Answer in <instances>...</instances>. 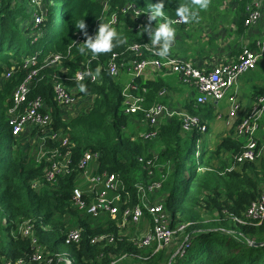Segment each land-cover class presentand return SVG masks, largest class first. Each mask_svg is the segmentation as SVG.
Returning a JSON list of instances; mask_svg holds the SVG:
<instances>
[{"label": "trees", "instance_id": "16d2710c", "mask_svg": "<svg viewBox=\"0 0 264 264\" xmlns=\"http://www.w3.org/2000/svg\"><path fill=\"white\" fill-rule=\"evenodd\" d=\"M226 1L209 0L208 7L198 9L197 16L204 15L206 10L217 12L214 24H235L236 34L242 37L248 31L244 25L248 0H232L236 8L223 12ZM157 2L110 0L109 11H120L128 4H135L149 12ZM41 4H45L44 9ZM180 5L195 6L191 0H165V17L179 18L176 9ZM36 14L44 18L38 26ZM102 15L101 0H41L40 7L33 0H0V264L28 261L36 247L33 239L48 259H53L52 264H66V259L72 264H264V246L249 244V241L264 242V223L248 227L232 220L243 217L264 193V155L256 162L235 164L234 157L241 153L244 142L235 136L234 129L226 136L205 141L208 132H186L181 119L173 117L160 123L157 138L145 141L141 134L148 128L142 123L143 113H124L123 75L112 77L105 71L99 84L84 83L87 88L81 95L90 97L82 106L85 111L63 120L61 110L54 103L53 81L61 79L66 84H74L70 79L93 56L87 52L81 54L78 46L71 54L67 52L78 34H96ZM82 20L86 25L84 30L76 27ZM158 23L159 20L153 21L154 25ZM118 34L126 43L96 56L101 64L106 65L116 53L124 55L129 62V46L132 42H143L142 37L147 33L125 28ZM249 46L255 49V40ZM240 52L239 49L236 56ZM56 54L66 56L62 65L67 74L40 69L47 57ZM34 56L40 71L30 98L41 96L46 101L53 117L52 130L61 133V138L46 140V151L55 148L65 151L61 147L64 138L69 140L68 148L72 151L71 174L58 177L54 183L46 180L50 165L47 159L39 161L35 150L22 149L18 140L24 135L15 138L8 123L13 94L28 73L22 66ZM11 70L13 76L6 79ZM136 84L146 109L164 104L167 96L161 98L160 93L170 90L169 81L158 77L153 81L137 79ZM188 105L187 113L199 117L215 107L214 104L198 106L195 98ZM7 125L8 136L4 132ZM156 141L158 153L153 154L151 143ZM86 152L95 157L98 165L97 169L93 166L92 174L106 171L121 178L130 194V207L139 202L137 185L160 181L156 170L155 179L150 178L139 162L140 158L148 160L156 156V165L164 166L161 193L165 197L164 207L170 213L171 227L189 224L185 232L186 236L190 235L189 250L182 255L177 251L167 253V249L156 252V247L137 248L130 235L125 234L127 228L122 230L118 226L125 206L120 205L116 219L106 212L95 217L74 206L73 191L82 179L78 164ZM126 192L122 193L123 201L127 199ZM205 215L215 218L214 222L210 221L212 225L206 224ZM152 220L145 213L140 227ZM26 222L33 225L31 239L21 230ZM71 231H79L81 241L66 247L65 239ZM103 235L114 236L115 242L94 241ZM195 239L199 242L194 243Z\"/></svg>", "mask_w": 264, "mask_h": 264}, {"label": "built area", "instance_id": "2783aa9c", "mask_svg": "<svg viewBox=\"0 0 264 264\" xmlns=\"http://www.w3.org/2000/svg\"><path fill=\"white\" fill-rule=\"evenodd\" d=\"M33 2L40 7V0H33ZM101 5L103 7L101 22L109 24L117 33L125 28L144 32L146 26L155 27L153 24L154 20H149L150 13L143 11L135 4H128L120 11L112 12L109 11L110 0H101ZM234 5L236 6L235 3L229 0L222 6V11L226 12ZM244 15L246 16L245 27L249 30L256 29L264 20V0H248ZM157 20L161 23L164 18H157ZM167 20L174 29L185 28L189 24V22L184 23L180 18H167ZM35 22L37 26L42 24L44 22L43 15L36 14ZM225 29H228L234 35L237 27L235 24H230L225 26ZM94 36L95 34H78L76 41L67 53L71 54L74 47H82V43L88 37ZM249 45L250 43H246L239 55L231 61L220 62L210 70H201L191 61L170 55L163 58L160 57L156 54V50L160 45L153 47L150 43V38H146L143 42H137L129 46L127 50V52L131 53L129 62L123 57L124 55L117 53L110 57L106 65L101 64L98 57H92L88 58L70 79L74 83L73 85L66 84L61 79L54 80V103L61 110V115L64 117L63 120H68L85 111L82 106L90 99V97H82L79 90L80 83L99 84L102 81V73L104 71L112 77H119L122 74L129 76V81L122 91L124 113L127 115L143 113L142 123L148 128L146 132L141 134L145 141H152L157 138L158 128L162 120L173 117L181 119L182 128L186 132L207 133L208 127L199 116L177 114L163 103L153 105L148 109L144 107L145 100L137 93L138 85L136 80L153 81L163 73H170L175 75L182 85L195 89V100L198 106L216 105L224 99H228L231 116L236 117V119L234 121L228 120L225 126L232 128L235 125L233 128L235 136L244 142L241 153L234 157L235 164L256 162L262 157L264 150V94L259 96L251 109L243 115H238L242 110L241 104L235 96H231V93H237L241 77L245 73L255 70L260 61L264 59V40L255 41V49L250 48ZM65 58L66 56L62 54L51 55L45 59L40 69L47 71L59 70L61 73L67 74V70L62 65ZM37 64L38 60L34 56L29 57L22 66L25 72L28 73L13 94V107L8 112V123L15 138L28 134L32 130H36L38 134L50 130L52 132L51 139L55 140L61 138V133L52 130L53 117L51 109L41 96L30 98L36 88L37 78L39 77L40 69L37 68ZM13 72V70L7 72L5 78L10 79L13 76ZM165 93V91H162L160 96H164ZM68 141L67 138L63 139L61 147H65V151H61L60 148L46 151L44 145V154L38 155L39 161L45 157L50 163L46 171V180L48 182L54 183L58 177L69 175L72 172V151L71 148H68ZM43 143L46 144L45 139H43ZM156 160V156L148 160L139 159V162L148 171L150 178L155 177ZM95 161V157L91 153L86 152L78 164V168L81 170V182L89 188L87 192L81 190L80 183L73 191V204L80 211L95 217L106 212L113 219H116L121 211L120 205L125 206L121 223L118 225L122 230L128 226H139L145 217V213H148L153 219V226L144 234L132 239L134 245L139 249L156 247V252L164 250V248L174 243L178 233L184 234L186 232L189 224L178 225L176 229L171 227L170 218H166L163 201H156L154 204L149 202V197L151 199L154 198V194L162 190L164 178L149 185H137L139 202L134 207H130L128 206L130 194L126 192L121 178L117 174H110L106 171L92 174L93 164H96ZM95 168H98L97 164ZM232 170L233 168L229 169L228 172ZM123 192H126L127 195L125 201H123ZM232 220L240 226H261L264 223V194L248 207L243 217H233ZM21 230L25 237L33 238V225L31 222L24 223ZM80 241L81 233L79 231H71L65 239V245L78 244ZM94 241L113 243L115 242V237L103 235L95 238ZM32 242L36 247L28 261L20 260L7 264H52L53 259H48L42 247L37 246V241L33 239ZM190 247L191 240L190 235H188L178 248L177 253L183 255ZM65 263L72 264L69 259H66Z\"/></svg>", "mask_w": 264, "mask_h": 264}, {"label": "rangeland", "instance_id": "374dc122", "mask_svg": "<svg viewBox=\"0 0 264 264\" xmlns=\"http://www.w3.org/2000/svg\"><path fill=\"white\" fill-rule=\"evenodd\" d=\"M20 1H22V0H20ZM228 1H226L225 3H227ZM230 1H232V0H230ZM40 3H41V0H40ZM47 6H48V4H46V7ZM41 8L44 9L45 4L44 5L41 4ZM231 8H236V7H231ZM231 8L230 9L228 8L229 9L228 12H230ZM198 9H199L198 6H194L191 8V10L194 12L195 15L189 20V24H188V27H190L188 29V36L190 38V41L192 40L193 42H195L196 40L200 39V37H202V39H201L202 42H199V43L206 44V46H207L206 48H208V50H212L213 48L215 50H217L218 43H220L221 40L223 41L224 38H228V36H229V33H230L229 30L225 29V26H227V24L229 22L225 23L222 21L224 24H218V25H220V27H218V25L214 24V22H213V21L217 20V17H218L217 12H210V11L206 10L204 15H201L200 17H198L197 14L200 15V11ZM236 13L237 12H235L234 14H236ZM192 27H198L199 30L195 31V29H193ZM218 28H220V29H218ZM256 30H257V35L255 37V41H263L264 40V20H262L261 24H259L256 27ZM41 33L43 34V31H41L40 34ZM146 38H149L148 34H146L144 36V38L142 37L143 41ZM240 38H241V36H238L235 33L234 38L231 40L232 41L231 46L235 45L234 47L236 49L240 48V45H241ZM134 43H137V42H132V45ZM212 43H213V46H210V44H212ZM244 45H245V43H244ZM226 50L229 52V48H226ZM175 78H177L175 75L173 77L169 78V79L173 80L174 85L176 83L178 84V81ZM242 78L243 79L240 80L241 82L239 81L240 82L239 86L241 85L240 87H242V90L240 91V88H239L236 91L237 92L236 94H240V92H241L240 97H243L244 95L245 96L251 95L252 93H254V96H257V97L262 96L264 94V86L260 87V88H259V86H261L264 83V59H262L260 61L256 70L249 71V72L245 73V75ZM174 88L175 89L172 88L173 94H170L168 92L169 90L166 89L167 98L164 100V104H166L171 110H173L177 114H188L186 111L187 108L189 107L188 103H189V101L194 100V98L196 97L195 89H193L192 87L187 86V85H176ZM256 88H258V89H256ZM258 93H260V94L258 95ZM200 118H201L202 122L208 127V131H207L208 134L206 135L207 139L205 141H209L208 139H210L211 137L217 138V137L226 136V134L230 133V131L235 126L234 125L232 128L225 127L226 122L228 120L234 121L236 119V117L231 116L230 104L228 102V99H226V100L222 101L220 104L216 105L214 107V110H212L208 113L203 112V114L200 115ZM235 123H237V122H235ZM4 132H5L6 136H8V133H9V126L8 125L5 127ZM51 138H52V132L50 130L45 131V132L40 133V134H38L36 130H32L30 133L25 134L22 139H19L18 142H19V145L22 147V149L35 150V152L40 156V155L44 154V148L43 147L45 144L43 143V139L48 140ZM156 145H157V141L151 143V146L154 147L153 154L158 153V151H157L158 148ZM263 155H264V150H263ZM163 171H164V166L158 165V163H157L156 175L158 173L161 176L160 181H161V179H163L162 178L163 177ZM154 179H155V177H154ZM155 182H159V180H157ZM80 183H81L80 184L81 190L86 191V192L89 191V188H87L85 185H83L82 182H80ZM139 185H144V184H139ZM161 189H162V187H161ZM154 195H155V197L152 199H151V197H149V202L151 204H154L156 201L162 202L163 199L165 198L163 193H161V190L159 192L155 193ZM165 212H166V218L169 219L170 213L168 211H166V209H165ZM214 219L215 218L210 216V215H205L206 224L212 225V223L210 221L214 222ZM152 226H153L152 221L151 222L147 221L145 225L142 224L143 228L140 227V225L139 226H128L125 234L130 235L131 242H132V239L134 237H137V236L144 234ZM185 238H186L185 233L184 234L181 232L178 233L176 235V239L174 240V243L171 246L166 247L164 249H167V253H172V252L177 251L178 248L183 244V241ZM198 242H199L198 239L194 240V243H198ZM66 247H68V246H66Z\"/></svg>", "mask_w": 264, "mask_h": 264}, {"label": "crops", "instance_id": "0c3cea01", "mask_svg": "<svg viewBox=\"0 0 264 264\" xmlns=\"http://www.w3.org/2000/svg\"><path fill=\"white\" fill-rule=\"evenodd\" d=\"M218 27H220V25H218ZM189 28L190 27H188V25H187L185 28L175 29L174 41L171 45V49H170V52L168 55L179 58V59H183L186 61H191L196 65L197 68H199L201 70H207V69L210 70V69H212V67L217 66L220 62H227V61H231L232 59L236 58V54H238V50L240 49V51H241L244 43L245 44L246 43L251 44L252 41L255 40V37L257 35L256 29L253 31L248 29L247 33L240 38V42H241L240 48L236 49L234 47L235 45L231 46V44H232L231 40L234 37V35H233V33L230 32L228 38H224L223 41L221 40V42L218 43L217 50H215L214 48L212 50H208V48H206L207 47L206 44L199 43V42H202V40H201L202 37H200V39L196 40L195 42H193L192 40L190 41V38L188 36V29ZM192 28L195 29V31L199 30L198 27H192ZM218 29H220V28H218ZM210 46H213V43L210 44ZM226 48H229V52L226 50ZM173 76L174 75H172L170 73H163L158 77V78L169 81L170 90L168 92L170 94H173V89H175L174 87L176 85H182L180 83V81L178 80V78H175L178 81V84L176 83L174 85L173 80L169 79ZM128 77L126 75H123L125 85L129 81ZM242 77H241V79H243ZM240 86L238 87V89L240 88V91H241L242 87H240ZM263 86H264V83L261 86H259V88L263 87ZM256 89H258V88H256ZM165 92L166 93L164 96H167V91H165ZM240 94H241V92H240ZM240 94L231 93V96H235L236 99L238 100V102L241 104L242 110L239 112L238 115H240V114L243 115L251 109V107L255 104L258 97L254 96V93H252L251 95H247V96L244 95L243 97H240L241 96ZM164 96H162L161 98H163ZM226 99H224V100H226ZM221 102H219L218 104H220ZM218 104H216V105H218ZM237 120H238V117H237ZM93 166L96 167V164L94 163Z\"/></svg>", "mask_w": 264, "mask_h": 264}, {"label": "clouds", "instance_id": "9594fccd", "mask_svg": "<svg viewBox=\"0 0 264 264\" xmlns=\"http://www.w3.org/2000/svg\"><path fill=\"white\" fill-rule=\"evenodd\" d=\"M192 5L198 6L199 9H206L209 4V0H191ZM165 0H158L153 4L149 10L150 21H157V18H164V21L159 23L155 27L146 26L144 32H147L150 43L153 47L160 45L156 50V54L160 57H167L171 45L175 37V29L171 26V23L165 17ZM176 16L180 18L184 23H188L194 16V12L187 5H180L176 9ZM76 27L80 30H84L86 25L84 20L76 24ZM126 43V39L116 32L109 24L100 23L98 31L94 37H88L82 47L79 48L81 54L90 53L91 56L96 57L99 54L109 53L116 46ZM87 86L84 83L79 84V90L86 92Z\"/></svg>", "mask_w": 264, "mask_h": 264}, {"label": "water", "instance_id": "95a60500", "mask_svg": "<svg viewBox=\"0 0 264 264\" xmlns=\"http://www.w3.org/2000/svg\"><path fill=\"white\" fill-rule=\"evenodd\" d=\"M263 225V224H262ZM261 225V226H262ZM249 244L251 245V246H254V247H258V246H264V242H262V243H256V242H254V241H249Z\"/></svg>", "mask_w": 264, "mask_h": 264}]
</instances>
